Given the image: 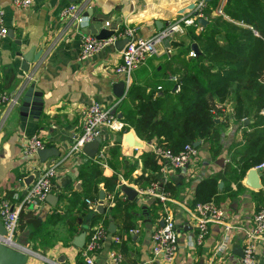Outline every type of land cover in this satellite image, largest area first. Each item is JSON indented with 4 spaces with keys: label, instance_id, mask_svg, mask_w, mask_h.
I'll list each match as a JSON object with an SVG mask.
<instances>
[{
    "label": "crops",
    "instance_id": "0c3cea01",
    "mask_svg": "<svg viewBox=\"0 0 264 264\" xmlns=\"http://www.w3.org/2000/svg\"><path fill=\"white\" fill-rule=\"evenodd\" d=\"M193 1L31 0L28 6L20 7L14 5L12 0H0L6 28H12V35L5 33L0 37V89L13 96L23 81L27 85L31 82L42 99L41 108L35 115L27 113L22 116L18 110L19 99L11 107L8 103L0 105V196L14 203L13 194L20 195L26 189L25 178L30 175L29 164L37 162L38 159L33 158L34 154L23 156L21 147L25 137L37 134L48 143L45 146L52 145L58 151L57 155L47 158L44 162L58 161L51 192L57 197L55 205L62 206L57 192L70 189L67 185L77 189L80 187L79 179H75V175L80 164L86 159L81 149L69 150L82 131L83 107L91 101L99 102L121 120L122 114L118 116L117 113H121L120 104L131 85L142 87L147 85L146 90H149V87L154 86L155 70L160 64L181 51H188L192 42L187 36L185 26L182 32L171 35L168 45L161 41L157 45V52L147 56L135 67L128 76V82L125 83L124 75L113 70L114 65L120 60V49H117L113 42L107 43L85 58L78 57L81 35L86 33L87 29L85 27L92 21L102 26L117 23V29L130 26L134 28L136 35L150 36L186 16L192 10ZM223 1L219 0L218 3L222 4ZM70 3L75 5L77 15L84 19L83 25L79 28H76L68 17L60 14L61 9ZM105 21L108 22L107 25ZM29 47H32L33 51L42 49V52L38 60L29 63L27 71H24L18 53ZM27 74L31 77L26 78ZM168 79L173 77L169 75ZM120 80L124 81L123 93L116 97L113 84ZM173 86L172 89L175 88ZM156 88L157 94L162 92L159 87ZM230 103V99L222 103L213 99V105L223 106L224 110L231 109ZM122 123L119 129L100 126V143L106 145L117 141L118 161L120 160L118 167H115L105 159L104 152L100 163L104 175L115 173L118 183L124 182L137 189L133 199L135 206L131 210L133 227L137 230L127 232L130 236L127 244L133 262L124 264H195L199 259L202 260V264H238L239 256L232 249L233 246L241 247L247 231L252 227V213L256 210L253 195L258 188L246 184L244 177L239 188L230 182L222 192L223 198L217 203L224 211L223 222H209L207 232L199 243L194 241L191 243L196 228L187 210L193 202L196 183L223 169L227 161L226 149L231 140L239 136L237 124L229 123L222 131V147L214 157L209 154L206 142L199 138L194 140L198 155L193 161H188L180 167H173L166 161L156 159L159 164L156 184L159 186L169 181L175 186L167 203L178 231V242L173 260L167 262L160 257L152 258L150 255L149 233L158 223L160 209H157L155 217L148 212L154 198L139 191L138 189L142 188L136 184L139 178L136 181L134 179L143 171H149L140 154L142 151L151 150L157 140L154 136L145 139L138 135L132 126L125 125L123 121ZM128 132H131L133 139L142 145L135 147L125 144L124 136ZM219 156L223 158V166H219L215 161ZM99 186L102 188L101 184ZM222 186L223 182L218 189L220 190ZM115 195L120 199L126 198L119 190V185L115 187ZM53 206L44 199L29 207L33 215L44 220L46 213ZM25 209L23 208V211ZM224 223L230 225L228 230L224 229ZM47 227L51 228L53 234L49 246L43 249L36 248L30 243L33 242L30 238L25 240L19 237L20 232L30 233L31 227L28 224L17 226L16 244L35 251L32 263L73 264L79 248L72 244V239L70 242L65 241V224L59 222ZM115 231L114 234L121 232L117 227ZM114 244L104 239L95 255L94 264H108L107 252L114 248ZM222 245L225 247L222 248ZM254 249L256 264H264V233L254 241Z\"/></svg>",
    "mask_w": 264,
    "mask_h": 264
},
{
    "label": "trees",
    "instance_id": "16d2710c",
    "mask_svg": "<svg viewBox=\"0 0 264 264\" xmlns=\"http://www.w3.org/2000/svg\"><path fill=\"white\" fill-rule=\"evenodd\" d=\"M218 2L206 0L202 10L207 22L198 30L195 25H187V36L196 42L199 52L187 55L184 50L163 61L155 70L154 86L146 90L147 85H131L120 104L121 120L125 125L132 126L145 139L156 137L158 145L174 152L184 143L200 138L214 157L222 147V131L229 123L237 124L239 136L232 139L226 149L227 161L223 169L196 183L191 205L210 199L218 203L230 182L239 188L246 170L264 162V0H224L221 13H216ZM169 75L173 79H168ZM173 85H176L174 89ZM155 86L162 92L157 94ZM213 99L221 103L230 99L231 109L215 107ZM104 152L105 159L118 167L119 143L104 145ZM140 158L149 171H143L134 179L139 178L136 184L144 188L157 180L159 164L151 150L142 151ZM102 170V164L95 157L86 158L75 175L80 187L67 185L70 189L57 192L62 206L51 207L44 220L32 215L29 206L19 212L18 225H29L31 221L27 219L33 218L29 237L39 239L38 248L51 244L53 234L47 225L64 223L65 241L70 242L84 223L87 224V239L90 225L101 221L107 227L110 217L121 231L118 233L120 239L114 244V249L122 255L121 264L133 262L127 232L134 226L131 210L135 202L117 197V175L107 176ZM219 180L223 182L220 190ZM260 181L261 187L253 195L256 209L264 207V165ZM99 184L105 196L113 194L111 205L106 207L107 199L103 201L101 213L92 210L85 201L96 202ZM159 187L169 193L175 190L169 181ZM159 208V201L154 199L148 212L155 217ZM48 239L50 242H46ZM73 264H87L79 251Z\"/></svg>",
    "mask_w": 264,
    "mask_h": 264
},
{
    "label": "built area",
    "instance_id": "2783aa9c",
    "mask_svg": "<svg viewBox=\"0 0 264 264\" xmlns=\"http://www.w3.org/2000/svg\"><path fill=\"white\" fill-rule=\"evenodd\" d=\"M206 0H194L192 3V10L186 15L179 18L177 21L167 25L166 28L150 35V36H138L134 32V28L130 26H124L115 30L114 33L108 37H95L92 34L83 33L81 35L79 43V58H85L94 52L101 49L107 43H112L113 40L120 37H127L120 48V60L113 67L115 73L123 74L125 77V83L128 82V76L131 71L137 67L147 56L153 55L157 52V45L162 41V38L169 35H173L175 32H182L187 25H195L197 29L200 28L198 18L204 17L203 7ZM14 5L25 7L31 3V0H12ZM216 13H221V4L218 3L215 8ZM60 14L68 17L71 22L74 23L76 28L83 25L84 19L82 16H78L76 7L70 3L61 9ZM108 24L107 21L104 22ZM6 25L3 18V10L0 8V37H3L6 33ZM188 55H194V51L189 48ZM31 75L27 74L26 78H30ZM159 87V86H157ZM20 96L19 89L13 96L7 94L4 90L0 89V105L8 103L11 107L16 104ZM82 131L80 135L71 144L69 150H80L81 146L91 140L94 136L100 135V126L104 125L110 129H119L122 126V121L115 116L109 108L104 107L102 104L96 101L87 103L82 109ZM101 142V141H100ZM45 141L41 139L37 134H31L25 137L21 153L23 156H30L35 154L38 148L44 147ZM151 151L157 156L159 161H166L173 167H180L191 160L197 154L196 146L192 142H186L177 151H172L169 147L160 146L157 143L153 144ZM104 156V144H99L97 153L95 154L96 160L100 163ZM43 162V163H42ZM58 161L50 160L47 163L44 161H37L29 164L30 174L32 179L26 184V189L20 195L14 193L13 197L15 202L12 203L8 198L0 196V221L5 229V233L2 234L1 241L15 246L17 248L30 251L32 255L35 251L23 246H18L14 241L13 236L16 233L18 226L19 212L28 206L38 204L45 199V195L51 192L53 189V178L56 172ZM264 162L255 165L253 167H263ZM118 183L117 185H119ZM139 191L145 192L160 203V215L162 218V224L156 223L150 230V255L152 258L160 257L161 259L169 262L173 260L177 250L178 231L175 226L173 217L169 213L167 201L170 199L169 191L161 189L156 181H151L147 187L139 188ZM113 194H108L104 197L106 201V207L112 204ZM103 200V201H104ZM88 206L95 210V204L91 203L89 199H85ZM189 215L191 216L192 223L196 228V233L192 241L199 243L207 232L209 222H223L224 211L213 200L197 201L190 208H187ZM225 230H228L230 225L223 224ZM137 228L131 227L128 231L135 232ZM264 233V207L257 208L252 213V227L247 231L244 241L241 245L242 255L239 257L238 264H256L254 241L263 236ZM228 238V237H227ZM104 239L110 240L112 243L117 242L120 239L118 234L111 233L107 230V227L102 224L101 221H96L89 226V232L83 245L79 248V253L82 255L83 260L87 264H94V258L99 251ZM225 245H222L224 248ZM220 248V249H222ZM108 264H121V253L110 248L107 252Z\"/></svg>",
    "mask_w": 264,
    "mask_h": 264
},
{
    "label": "water",
    "instance_id": "95a60500",
    "mask_svg": "<svg viewBox=\"0 0 264 264\" xmlns=\"http://www.w3.org/2000/svg\"><path fill=\"white\" fill-rule=\"evenodd\" d=\"M71 2L75 0H69ZM192 6V5H191ZM87 13V12H85ZM197 21L201 24L204 25L207 20L205 18H198ZM86 29V33L92 34L95 37L101 38V37H108L112 33L117 30V23L114 24H108L107 26H102L100 23L96 21L90 22ZM85 33V32H84ZM7 35H12V28L8 27L6 30ZM170 36L167 35L162 38V42L164 45H168ZM127 40V37H120L116 38L113 40V44L117 49H120L124 42ZM190 49L194 51V53H198L199 49L195 41H192L190 43ZM42 52V49H38L36 51H33L32 47H29L28 49L21 51L18 53V55L21 57V68L22 70H26L29 67V63H34L38 60L40 54ZM175 86H173L174 88ZM123 88H124V81L120 80L118 83L113 84V92L116 97H120L123 93ZM20 91V96H19V103H18V110L20 111L19 113L22 116H25L27 113H30L32 115L38 114V111L41 108L42 104V99L39 91L33 86V84L30 82L28 85L24 81L21 83L19 87ZM118 116L121 115L120 112L117 113ZM247 119L244 118V122H246ZM124 143L139 147L141 146V142L138 140L133 139L131 132H128L124 136ZM100 144V135L94 136L91 140L85 142L81 146V151L85 154L86 158L94 157L95 154L98 151ZM193 145H195V142H192ZM58 151L54 146H44L41 148H38L35 151V154L33 158H37L39 161H45L47 158H51L54 155H57ZM216 163L219 166H223V158L221 156L216 158ZM261 175V167H250L246 170L245 176H244V182L248 185H250L253 188H259L260 187V181L259 177ZM32 179V174L28 175L27 178H25V181L28 183ZM222 184V181H218V187H220ZM119 190L121 193L125 195V197L128 200L134 199L135 195L137 194V189L127 183H120L119 184ZM105 197V191L103 188H100L98 190L97 194V200L95 204V211L101 213L103 211V200ZM56 195L53 194L52 192H48L45 195V200L49 202L51 205H55L56 202ZM158 224H162V218L158 219ZM87 228V224L84 223L82 225V229L72 237V244L75 245L76 247L80 248L85 239V229ZM115 224L109 217V221L107 223V230L111 233L115 231ZM5 233V229L0 221V236ZM232 251L238 255L239 257L242 255V250L241 247L233 246ZM31 254L30 251L23 250L20 248H17L15 246L6 244L1 241L0 237V264H29L27 262L28 260V255ZM195 264H202V260L199 259Z\"/></svg>",
    "mask_w": 264,
    "mask_h": 264
},
{
    "label": "rangeland",
    "instance_id": "374dc122",
    "mask_svg": "<svg viewBox=\"0 0 264 264\" xmlns=\"http://www.w3.org/2000/svg\"><path fill=\"white\" fill-rule=\"evenodd\" d=\"M132 72V71H131ZM197 155H198V151H197V154L194 156V157H192L191 158V160L190 161H193L196 157H197ZM43 163V162H42ZM33 215V214H32ZM32 218V217H31ZM30 217L27 219L28 221H31V223L30 224H32L34 221H33V218L31 219ZM29 224V225H30ZM19 237L20 238H23V239H27V238H30L29 237V233H27V232H24V233H21L20 232V235H19ZM13 239H14V241H16V239H17V234L15 233L14 234V236H13ZM49 240V241H48ZM48 240H46V242H50V239H48ZM30 243H32V245L34 246V247H38V246H40V243H39V239L38 238H33V242L32 241H30ZM43 246V245H42ZM45 246H47V245H45ZM44 246V247H45ZM44 247H42V249L44 248ZM34 256L32 255V254H29L28 255V260H27V262L29 263V264H37V263H32V258H33Z\"/></svg>",
    "mask_w": 264,
    "mask_h": 264
}]
</instances>
